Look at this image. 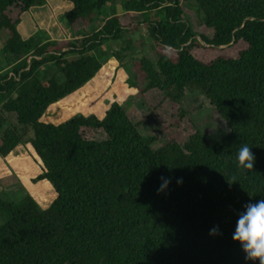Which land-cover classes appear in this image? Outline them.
Listing matches in <instances>:
<instances>
[{
	"label": "trees",
	"instance_id": "1",
	"mask_svg": "<svg viewBox=\"0 0 264 264\" xmlns=\"http://www.w3.org/2000/svg\"><path fill=\"white\" fill-rule=\"evenodd\" d=\"M65 1L71 8L59 19L74 33L106 15L80 38L43 41L41 31L23 38L17 26L47 0H0L10 65L0 72V162L21 150L13 163L29 179L20 200L0 194V264H258L245 261L232 233L246 206L264 199V0ZM138 32L142 39H124ZM144 39L154 60L131 61L139 97L158 90L179 107L194 84L226 137L211 142L196 129L153 148L119 102L101 115L78 108L104 63L123 64ZM107 42L121 43L111 51ZM52 67L61 80L48 75ZM61 100L58 121L43 120ZM245 144L252 169L237 167ZM160 177L169 181L162 191ZM43 180L50 200L41 197Z\"/></svg>",
	"mask_w": 264,
	"mask_h": 264
},
{
	"label": "rangeland",
	"instance_id": "2",
	"mask_svg": "<svg viewBox=\"0 0 264 264\" xmlns=\"http://www.w3.org/2000/svg\"><path fill=\"white\" fill-rule=\"evenodd\" d=\"M118 4V1H116ZM190 11V5L186 4ZM106 13L103 12L101 16L95 20V22L89 27L85 32L77 34L80 38L87 35L92 30L97 29L101 24V19L105 17ZM145 18L149 16L145 15ZM140 15L136 16L139 19ZM185 18L192 23V17L190 14H185ZM6 37V31H0V72H4L10 68L3 61L1 48L3 46ZM132 37L136 40L143 38V33L138 32L133 35L124 33V39ZM121 42H107L106 46L111 51H115L120 46ZM124 53V52H123ZM150 57L154 60L152 55V50L144 39V47H139V45L131 47L123 55V64H119L115 58L110 59L115 60L117 65L112 67L108 61L104 63L100 73L97 78L88 83L83 89V95L90 96L88 102H92L99 106V112H104L109 104L113 101H117L122 104L130 118L137 122L139 126L140 133L145 139L154 138L151 143L153 148L161 147L167 140L168 134H171L176 138V140L182 143L187 136L198 129L202 134H204L209 141L216 142L224 137L228 133V128L223 121V119L216 113L213 106L210 104L209 100L202 95L196 85L191 84L185 90L182 102L179 107L168 99L164 98L162 93L158 90H152L146 93L145 96L139 97L136 88L129 84V80L134 77L133 69L131 68V61L133 59L139 58L140 56ZM55 75L58 79H62V74L55 68L52 67L48 75ZM148 106L155 107L156 117L149 115ZM183 110L184 114L179 115V111ZM67 116V115H66ZM12 118V117H11ZM160 120V124L156 120ZM13 176H7L0 179V185H4V190L0 193L2 197H11L12 199L18 201L25 195V190L16 182L11 183ZM10 183V184H9ZM6 187V185H8ZM4 221V215L0 214V224Z\"/></svg>",
	"mask_w": 264,
	"mask_h": 264
},
{
	"label": "crops",
	"instance_id": "3",
	"mask_svg": "<svg viewBox=\"0 0 264 264\" xmlns=\"http://www.w3.org/2000/svg\"><path fill=\"white\" fill-rule=\"evenodd\" d=\"M70 8L71 3L68 1L47 0L46 5L41 7H33L29 11L25 12L21 16V21L19 22L17 29L23 38L29 37L30 35L37 32V30H39L41 31V38L43 39V41L44 39H73L77 37L78 33L85 32L90 28H87L84 31H79L78 33L72 32L69 25L65 21L59 19L62 13ZM108 63H110L112 67H115L117 65V62L112 59H109ZM74 95H76V93L68 96L67 99L71 100V97H73ZM89 97L90 96L86 97L85 95H83L80 101V103L82 104H79L78 108L85 113L93 112L97 115H101V111L99 112L98 110L100 107L92 102H88L91 101ZM62 102L63 100L51 105L48 108L47 112L43 115L42 119L45 121L57 122L59 119V114L61 112L58 107ZM22 155L23 153L21 152V150H17L16 152H12L6 157L7 162L3 160L0 162V179L7 176H13L11 183L15 184L17 182L24 189V186H26V182H28L29 179L24 180L19 173L20 170L18 168V165L13 163L14 161H17L20 157H22ZM6 163L9 165H7ZM5 184L0 185V193L4 190L3 186H5ZM9 184L6 185V187L9 186ZM40 184L42 188L41 197L50 200L54 196V192L51 186L47 181L44 180L41 181Z\"/></svg>",
	"mask_w": 264,
	"mask_h": 264
},
{
	"label": "clouds",
	"instance_id": "4",
	"mask_svg": "<svg viewBox=\"0 0 264 264\" xmlns=\"http://www.w3.org/2000/svg\"><path fill=\"white\" fill-rule=\"evenodd\" d=\"M255 157L250 151V147L245 144L238 149L236 162L237 167L241 169H252ZM163 183L160 184L158 191L167 187L169 181L160 177ZM181 180L178 179L177 183ZM210 235L218 234V228H213ZM232 239L238 241L241 249L245 253V261H258V264H264V199H260L246 206L245 212L235 223V231L232 233Z\"/></svg>",
	"mask_w": 264,
	"mask_h": 264
}]
</instances>
